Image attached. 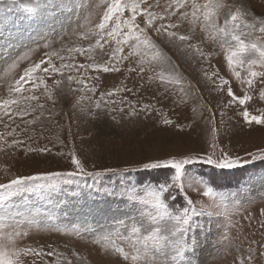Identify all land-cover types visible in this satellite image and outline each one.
<instances>
[{
    "label": "snow or ice",
    "instance_id": "obj_1",
    "mask_svg": "<svg viewBox=\"0 0 264 264\" xmlns=\"http://www.w3.org/2000/svg\"><path fill=\"white\" fill-rule=\"evenodd\" d=\"M0 3L22 7L30 18L41 24H48L52 20L60 24L59 32L53 28L42 37V41H33L36 49L42 47L51 50L45 52L39 62H31L18 78L13 76L8 82L6 97H0V125L5 129L0 131V152L25 146L26 141L21 138L24 135L28 139L34 137L35 129L29 134V126L38 125L42 118L51 119L58 103L57 92L61 97L78 93L73 108H79L81 113L93 120L101 114L110 115L117 110L124 113L125 106L128 108L127 115L132 117L143 113L147 118L157 111L154 105L143 103L138 106L135 101H129L127 96L120 100L112 99L124 92L136 94L123 84L96 96L97 84L92 81H99L101 73L121 71L125 61L131 60L135 64L134 67L129 66L128 71L137 73L141 79L151 73L147 75V81H158L165 92L177 87L187 103L188 92L177 71L179 65L172 62V57L162 43H158L161 38L180 51H187L189 55L204 60L223 53L226 65L240 84L243 95H237L231 81L219 76L218 70L210 75L205 72V77L213 83L216 81L212 78L217 77V90L226 91L230 97L226 107H241L243 110L239 115L249 127L253 123L264 125V111L254 115L247 107L253 100V92L258 91L259 99L264 101V14H255L244 3L236 0H164L163 5L161 0H99V3L90 0L87 4L85 0H0ZM64 13L70 15L61 20L60 16ZM9 24L17 27L6 16L0 17V47L4 49V54L0 56V64L3 65L0 71L6 78L12 76L22 61H30V53L35 50L29 45L13 43ZM185 24L188 30L182 32L181 28ZM198 29L204 34L203 40L196 39ZM57 36L62 45L67 36H76L78 40L88 43L55 49L52 46ZM205 43L214 45L219 53L206 52L203 47ZM21 48L27 50L21 51ZM98 53L107 56V59L98 61ZM81 56L87 62H78L77 57ZM90 72L95 75H89ZM47 102L51 103V108L46 106ZM113 104L120 106L118 109L109 107ZM209 112V123H214L215 113L211 109ZM111 119L115 120L116 117L112 115ZM162 123L172 125L174 121L165 116ZM211 135L212 151L203 156H170L142 163L138 168L107 167L89 171L81 158L72 151L68 154L74 166L70 171H38L34 174L13 175L7 183L0 182V264H37L38 261H43V264H72L65 254L56 249L45 252L43 248L22 244L33 232L40 231L63 232L64 235L81 240L91 239L105 253L114 255L113 264H193L189 254L196 248V218L205 214L210 217L224 216L228 226H232V213L228 211L227 205L231 194L205 186L202 194L209 198V203L201 202L197 207L194 200L188 199L186 206L181 202L177 208V196L174 193L186 196L187 189L194 187V177L187 166L202 161L219 169H233L251 161H264V148L247 153L250 160L234 157L222 148L219 150L220 155L216 156L218 129L213 128ZM50 151L46 146L27 145L25 148L26 154ZM141 170H166L171 175L162 182L141 185L143 194L138 189H131L127 201L133 205L136 214L125 213L127 219L114 216L111 218L112 223L100 225L99 228L69 233L54 222L55 217L45 221L23 219L22 213L12 214L10 211V205L15 207L12 204L14 198L23 197L26 193L58 190L60 185L75 183L74 177H101L108 173ZM221 208L225 210L221 212ZM261 215H264V209H261ZM261 227H264V222ZM228 239L224 235V240ZM253 243H256L255 248ZM74 255L81 259L79 254ZM257 255L264 257V240L250 241L246 254L234 259L233 264H257ZM46 257L54 259L47 260Z\"/></svg>",
    "mask_w": 264,
    "mask_h": 264
},
{
    "label": "rangeland",
    "instance_id": "obj_2",
    "mask_svg": "<svg viewBox=\"0 0 264 264\" xmlns=\"http://www.w3.org/2000/svg\"><path fill=\"white\" fill-rule=\"evenodd\" d=\"M88 2L90 0H85V4ZM96 2L99 3V0ZM236 2L244 3L257 15L264 14V0ZM163 3L164 0H161L162 5ZM67 15L70 14L64 13L60 19L63 20ZM5 16L17 25H8V30L12 32V42L29 45L35 50L30 53L31 60L22 61L12 76L6 78L0 71V97H6L7 85L13 76L18 78L31 62H39L44 53L51 50L42 47L36 49L33 41H42V37L49 34L53 28L57 32L60 30V24L56 20L41 24L30 18L29 13L22 7L0 3V17ZM72 18L75 19V16ZM187 30L188 25L185 24L181 31ZM196 39H204V34L199 29ZM87 43L78 40L76 36H67L62 45L57 36L52 47L59 49L62 46L66 48L72 44ZM158 43H162L165 51L172 57V62L179 65L177 71L188 92L187 103L177 87L165 92L158 81H147V75L151 73L145 74V78L141 79L137 73L128 71V67H134L135 64L131 60L125 61L121 71L101 73L99 81H92L97 84L96 96L123 84L132 88L136 94L124 92L112 99L120 100L127 96L129 101H135L138 106L149 103L154 105L157 111H153L147 118L143 113L132 117L127 115L128 108L125 106L124 113L117 110L110 115L101 114L98 119L93 120L81 113L79 108H73V101L78 98V93L61 97L57 92L58 103L51 119L42 118L38 125L29 126V134L35 129L34 137L28 139V136L24 135L21 138L26 141L25 146L0 152V182L7 183L13 175L34 174L38 171H70L74 166L68 154L72 151L81 158L89 171H99L107 167L138 168L142 163L170 156H203L212 151L210 145L213 128L218 129V138L215 141L218 144L216 156L220 155L219 150L222 148L234 157L240 156L250 160L247 153L264 148V125L253 123L249 127L239 115L243 110L241 107H226L230 97L226 91L217 90V77L212 78L216 83L205 77V72L210 75L218 70L219 76L231 81L234 92L243 95L240 84L231 75L219 49L211 43H205L203 47L206 52L219 54H214L210 60H204L189 55L187 51H180L162 38ZM26 50L21 48V51ZM3 54L4 49L0 47V56ZM106 59L107 56L97 54L98 61L103 62ZM77 60L80 63L87 62L82 56L77 57ZM56 62L59 63L58 60ZM0 67L3 65L0 64ZM89 75L95 73L90 72ZM140 85L144 87L141 88ZM252 95L253 100L247 107L256 115L264 111V101L259 99L258 91ZM46 106L52 107L50 102H47ZM119 106L109 105L117 109ZM209 109L215 113L214 123H209ZM45 115L47 116V113ZM112 115L116 117L115 120L111 119ZM165 116L173 120L174 124L164 125L162 119ZM0 131H5L3 125H0ZM17 131L19 132V129ZM8 139L11 140V137ZM27 145L46 146L51 151L26 154ZM61 152L64 155H58ZM187 167L194 177V187L187 189L186 196L183 193H174L177 196L176 207L178 208L181 202L186 206L188 199L194 200L197 207L201 202L209 203V198L204 197L202 193L205 186H210L217 192L231 194L227 205L228 211L232 213V226H228V220L224 216L210 217L205 214L196 218V248L189 254V259L193 264H233L234 259L246 254L250 241L264 240V227H261L264 222V215H261V209H264V161H251L233 169H219L202 161ZM157 171L159 170H148V174H156ZM146 173L141 170L120 174L108 173L101 177H74L72 179L75 183L60 185L58 190L26 193L23 197L14 198L12 204L15 207L10 205V211L12 214L22 213L23 219L45 221L49 217H55L54 222L69 233L99 228L100 225L112 223L111 218L114 216L127 219L125 213L136 214L133 205L127 201V195L131 189H138L143 194L141 185L157 183L151 178L142 179ZM166 174L171 175L168 172ZM224 210L220 209L221 212ZM224 235L229 239L224 240ZM22 244L43 248L45 252L56 249L65 254L72 264H113L115 260L114 255L105 253L102 247L93 244L91 239L81 240L72 235H64L63 232H33ZM253 247H256V243H253ZM74 253L79 254L81 259H77ZM45 259L53 260L54 257ZM61 259L63 260V257ZM37 264H43V261H38ZM257 264H264V257L257 255Z\"/></svg>",
    "mask_w": 264,
    "mask_h": 264
},
{
    "label": "trees",
    "instance_id": "obj_3",
    "mask_svg": "<svg viewBox=\"0 0 264 264\" xmlns=\"http://www.w3.org/2000/svg\"><path fill=\"white\" fill-rule=\"evenodd\" d=\"M147 173L145 175H143V177H141L142 179H147V178H151L153 181H164L167 177L168 174H166V172H162V170H159L156 172V174H148V171H146ZM150 176V177H149Z\"/></svg>",
    "mask_w": 264,
    "mask_h": 264
}]
</instances>
